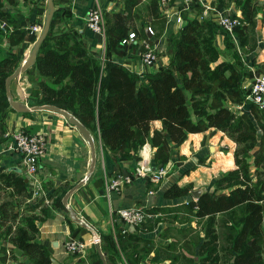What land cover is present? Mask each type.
<instances>
[{
  "label": "crops",
  "instance_id": "1",
  "mask_svg": "<svg viewBox=\"0 0 264 264\" xmlns=\"http://www.w3.org/2000/svg\"><path fill=\"white\" fill-rule=\"evenodd\" d=\"M53 1V37L70 31L95 55L126 65L142 77L171 64V38L190 19L210 18L217 23L225 14L243 15L244 7V0H197L189 10L182 11L185 20L179 21L177 16L183 0ZM252 1L256 4L254 21L249 23L244 34H233L231 48L226 46L224 32H218L215 37L221 50L220 60L229 61L238 71L243 70L244 82L247 83L264 70V0ZM1 2L0 10L9 15L3 19L7 21V31L0 32V52L3 55H17L21 64L30 55L37 39L34 25H42L43 28L48 0ZM206 5L210 6L209 14L201 18ZM94 6H99L103 11L102 31L91 28L87 22L89 11ZM118 13L127 17L123 27L117 24ZM149 25L154 33L148 31ZM19 27L24 30L23 36L19 43L14 44L11 33ZM132 30L137 32V38L124 41ZM146 41L159 52L158 60L153 64L141 59ZM43 79L46 78L32 65L11 80L10 89L14 99L22 104H31L33 108L18 111L10 105L6 113L0 115L5 127L3 134L7 138L0 144V166L4 170L20 167L31 182L32 178L27 176L24 169L22 153L7 148L9 137L6 132L20 126L30 132H45L46 148L38 174L43 192L40 197L28 201L40 199L44 207H48L44 221L36 220L39 234L35 241L47 248L50 261L31 259L14 240L0 233V264H201L203 256L200 249L205 241L207 218L197 217L198 208L189 205L191 201H197L192 191L204 189L213 197L230 192V189H216L215 181L236 167V141L225 131L211 126L202 131L187 132L179 142L170 139V155L163 161L156 159L157 146L150 141L134 156L121 159L103 146L98 131H91L97 159L86 178L92 168V149L81 130L60 112L34 109L38 104L40 81ZM236 107V110L241 109L253 116L251 102L246 100ZM151 125L152 133L155 128L162 129L164 122L154 119ZM259 150L260 143L250 151L253 176L254 158ZM140 165L163 167L165 173L159 180H154L151 173L136 175L131 183L123 184L120 190L108 195V180L119 173H134ZM84 178L85 181L70 196L69 204L86 225L74 221L68 208L63 205L67 191ZM174 183L180 187L191 184L190 194L166 197V190ZM10 193V189H1L0 203L11 199ZM44 195L45 199L41 200ZM24 207L25 204L15 207L17 220L8 223H13V229L20 223V212L38 216L42 209L40 205L35 210L24 211ZM120 208H141L147 213L146 220L140 225L127 227L115 213ZM262 215L264 233V209ZM216 221L220 249L218 264H231L233 258L231 252L226 250L229 247L226 234L232 222L227 218V212L218 213ZM125 228L127 232H123ZM94 236L99 238L98 245L91 243ZM68 240L82 241L87 247L79 253H72L66 248ZM262 244L264 253V241Z\"/></svg>",
  "mask_w": 264,
  "mask_h": 264
},
{
  "label": "trees",
  "instance_id": "2",
  "mask_svg": "<svg viewBox=\"0 0 264 264\" xmlns=\"http://www.w3.org/2000/svg\"><path fill=\"white\" fill-rule=\"evenodd\" d=\"M242 11L243 23L235 27L234 34L247 31L249 23L254 21L256 4L244 0ZM8 15L0 10L1 19ZM116 17L118 26L123 27L127 17L121 13ZM52 27L51 22L34 64L46 78L40 81L38 104H57L72 111L92 132L98 131L103 146L121 159L134 156L150 141L157 146L156 159L163 161L170 155V139L179 142L187 132L211 126L225 131L237 144L236 167L218 177L215 186L230 192L216 197L205 192L189 203L198 208L197 217L207 218L205 241L200 249L201 264L219 263L216 216L221 212H227L232 222L226 234L229 242L226 250L233 258L231 264H264V109L250 101L253 116L247 112L238 115L225 102L224 93L235 102L247 100L242 85L245 72L238 71L229 61L220 60L221 50L215 42L216 34L224 32L226 46L231 48L233 35L210 18L190 19L171 38V64L142 77L126 65L95 55L70 31L53 37ZM23 31L20 27L14 29L12 43L20 42ZM19 62L17 55L0 52L2 116L11 107L6 79ZM154 119H162L164 127L151 133ZM4 131L0 120V144L7 139ZM258 143L260 150L254 158L253 176L249 156ZM191 188V184L180 187L174 183L165 195L170 198L188 195ZM1 189H10L11 199L0 203V233L14 240L31 259L49 262L47 248L35 241L39 234L36 220L44 221L48 207L40 199L28 201L33 198V186L14 167L4 170L0 166ZM21 204H25L24 211L41 205V213L36 216L20 212V223L13 229V223H8L16 222L15 207Z\"/></svg>",
  "mask_w": 264,
  "mask_h": 264
},
{
  "label": "built area",
  "instance_id": "3",
  "mask_svg": "<svg viewBox=\"0 0 264 264\" xmlns=\"http://www.w3.org/2000/svg\"><path fill=\"white\" fill-rule=\"evenodd\" d=\"M166 1L167 0H162V2ZM196 1L197 0H183V5L179 12L180 14L177 16L179 21L185 20L182 16V11L189 10ZM209 7V5L205 6L201 18H204L209 14ZM242 16V14H225L218 19L217 23L225 27L230 33H233L235 27L243 23ZM87 22L91 28L101 31L103 30L104 16L103 11L99 6H94L90 9ZM33 29L37 33V36H39L42 31V25H34ZM0 30L7 31L6 20L0 19ZM148 31L154 33V29L151 25L148 26ZM136 38L137 32L132 30L128 33V36L124 41L134 40ZM145 46V50L141 53V59L148 64L157 62L159 52L156 50L155 46L151 45L148 41L145 42ZM242 85L246 90L245 94L247 100L256 103L259 107L264 109V70L249 83L244 82L243 79ZM6 135L9 137L7 148L18 150L23 155V163L26 167V171L32 178L31 184L33 186V198L40 197L43 188L38 174L40 171V162L46 148L45 132L41 130L30 132L20 126L7 130ZM148 172L152 174L154 180H159L165 173V169L163 167H155L153 169L150 165H140L134 173H119L108 180V195L120 190L123 184L131 183L136 175H145ZM115 213L119 219L127 225V227L128 225H140L147 217V213L141 208H120ZM123 232H127V228H125ZM91 243L98 245L99 238L94 236ZM86 245V243L77 240H68L66 242L67 250L72 253L83 251L87 247Z\"/></svg>",
  "mask_w": 264,
  "mask_h": 264
},
{
  "label": "water",
  "instance_id": "4",
  "mask_svg": "<svg viewBox=\"0 0 264 264\" xmlns=\"http://www.w3.org/2000/svg\"><path fill=\"white\" fill-rule=\"evenodd\" d=\"M54 11H55L54 1L48 0V10H47L45 21L43 23V28H42L41 33L37 37V39H36V41L32 47L30 55L28 56V58L26 60H24L21 64H19L16 67V69L6 79V88H7L6 90H7L8 99L10 101V104L18 111H26V110H29L30 108L20 104L16 99H14L13 94H12L11 89H10L11 80L13 78H15L16 76H18L21 72L26 71L30 66L35 64L41 43L46 38V36L50 30ZM34 108L35 109H51V110L60 112L64 116H66V118L71 123L75 124L81 130V132L84 134L86 139L89 141L91 149H92V166H91L92 168H91L89 174L86 176V178H87L91 174V171H92L94 164L96 162V159H97L95 139H94V136H93L91 130L70 110H68L67 108L61 107L57 104H51V103L37 104L34 106ZM13 167L16 169H19L21 171L20 167H17V166H13ZM26 180H28V178ZM84 181H85V178L83 180L79 181L78 183H76L74 187H72L69 191H67V193L63 197V205L68 208L70 215L74 221L79 222V223H83L86 225V223L82 222L80 217L77 215L76 211L69 204L70 196L72 195V193L76 189H78L81 186V184ZM203 193H205L204 189H197V190L192 191V195L196 199H198ZM44 199H45V195L42 197L41 200H44Z\"/></svg>",
  "mask_w": 264,
  "mask_h": 264
},
{
  "label": "rangeland",
  "instance_id": "5",
  "mask_svg": "<svg viewBox=\"0 0 264 264\" xmlns=\"http://www.w3.org/2000/svg\"><path fill=\"white\" fill-rule=\"evenodd\" d=\"M0 32H4V31H2V30H0ZM232 35L234 34V31H233V33H231ZM38 37V36H37ZM20 64V63H19ZM226 95V96H225ZM224 99H225V102L226 103H228L229 105H231V108L233 109L234 108V110L237 112V114L238 115H240L241 113H243V111H241V109L238 111V110H236L237 109V107L236 106H238V104H240L241 102H244V101H246V100H243V101H241V102H235L236 100H234V98H232L231 96H227V94H225L224 93ZM248 102H250L249 100H247ZM20 104H22V103H20ZM22 105H24V106H27V107H29L30 109H32L33 108V106L31 105V104H27L26 102H23V104ZM12 106V105H11ZM35 109V108H34ZM258 125V124H257ZM260 134H258V136H259ZM155 167H158V166H155ZM155 167H152L153 169L155 168ZM24 169H25V171H26V167L24 166ZM149 173V172H148ZM26 174H27V176H28V173H27V171H26ZM31 183V182H30Z\"/></svg>",
  "mask_w": 264,
  "mask_h": 264
}]
</instances>
